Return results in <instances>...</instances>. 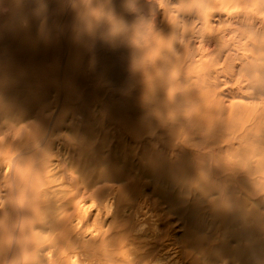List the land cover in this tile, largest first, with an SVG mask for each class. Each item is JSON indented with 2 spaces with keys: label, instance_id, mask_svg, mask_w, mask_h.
<instances>
[{
  "label": "bare ground",
  "instance_id": "6f19581e",
  "mask_svg": "<svg viewBox=\"0 0 264 264\" xmlns=\"http://www.w3.org/2000/svg\"><path fill=\"white\" fill-rule=\"evenodd\" d=\"M0 174V264H264V0H0Z\"/></svg>",
  "mask_w": 264,
  "mask_h": 264
},
{
  "label": "rangeland",
  "instance_id": "374dc122",
  "mask_svg": "<svg viewBox=\"0 0 264 264\" xmlns=\"http://www.w3.org/2000/svg\"><path fill=\"white\" fill-rule=\"evenodd\" d=\"M171 17L174 15L171 13ZM177 19H180L181 17H176ZM195 24V22H193ZM189 24H192L191 22ZM224 73L227 74V72L224 71ZM231 86L234 89H238L240 83L236 80H233L231 82H227L223 84L221 87L224 86ZM110 90L119 92L120 90H123L121 88L120 84H115L114 86H111ZM32 119H29L28 121H31ZM3 122H6L5 120H2ZM70 143H72V140L70 139ZM24 164V163H23ZM18 164V167L21 171V173H24V169H26V165L24 164ZM18 172V173H19ZM22 174H17L15 176L8 175V176H2L0 174V209H1V217H2V223L4 226L2 237H6V247L2 250V259L5 261V257L12 256L14 252L17 250L15 247V238L19 231L17 230L19 228V224L22 219H24V215L22 214L23 206L20 204V191H19V183L18 181L22 179ZM21 178V179H20ZM74 185L68 188H64L65 196L66 194H69ZM24 211V210H23ZM34 220L31 221L33 223ZM39 223V222H37ZM17 264V263H13Z\"/></svg>",
  "mask_w": 264,
  "mask_h": 264
}]
</instances>
